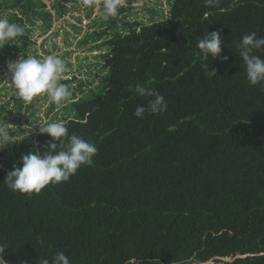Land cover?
<instances>
[{
    "label": "trees",
    "instance_id": "16d2710c",
    "mask_svg": "<svg viewBox=\"0 0 264 264\" xmlns=\"http://www.w3.org/2000/svg\"><path fill=\"white\" fill-rule=\"evenodd\" d=\"M167 4L161 18H109L81 41L99 51L101 93L72 96L57 121L97 147L90 165L39 193H14L4 182L13 165L37 146L43 155L52 138L26 128L12 141L14 159L0 166L7 264H39L57 252L70 264H264V87L249 85L237 49L245 35L264 37V0ZM45 8L42 0H0V18L25 28L0 48V60L27 56L36 42L31 17L42 16L43 32L51 26ZM206 31L223 39L214 60L196 48ZM212 67L217 76L208 78ZM137 84L159 91L167 110L135 117L154 99Z\"/></svg>",
    "mask_w": 264,
    "mask_h": 264
},
{
    "label": "clouds",
    "instance_id": "9594fccd",
    "mask_svg": "<svg viewBox=\"0 0 264 264\" xmlns=\"http://www.w3.org/2000/svg\"><path fill=\"white\" fill-rule=\"evenodd\" d=\"M85 5H90L92 0H83ZM206 5L218 3V0H204ZM122 6V0H103V19L116 17ZM25 28L10 22L7 18H0V48L13 44L17 37L23 36ZM222 41L218 32L204 33L199 38L196 48L201 58L207 61L216 59L222 50ZM239 56L242 58L246 72V79L250 86L261 85L264 87V58L255 54L264 50V37H257L255 32L245 35L237 44ZM227 59V57H222ZM207 65H205V68ZM67 71L65 61L58 55H48L44 58L35 56H20L16 60L7 62L8 80L11 81L15 94L24 102H31L39 96H46L49 103L62 107L72 95L69 86L60 83L61 76ZM208 78L217 76L216 69L206 71ZM135 91L140 96L154 97L147 106H137L134 115L143 119L146 112L156 115L167 110V103L159 91L146 88L139 84ZM9 123H0V149L14 144ZM40 134H47L52 139L46 141L44 147L47 151L43 155L39 147L35 152L21 154L19 164L7 174L4 182L14 193L32 194L39 193L49 184L67 182L75 175L82 165H90L92 158L97 154V147L73 134L69 136L64 122H49L41 127H36ZM32 131V129H31ZM5 246L0 244V264H7L4 258ZM19 264H28L27 260ZM39 264H70L64 252H57L52 258L40 259Z\"/></svg>",
    "mask_w": 264,
    "mask_h": 264
},
{
    "label": "rangeland",
    "instance_id": "374dc122",
    "mask_svg": "<svg viewBox=\"0 0 264 264\" xmlns=\"http://www.w3.org/2000/svg\"><path fill=\"white\" fill-rule=\"evenodd\" d=\"M42 1L46 5L45 9L51 13V26L43 32L42 26L45 21L40 14L32 16L31 22L26 21L27 25L32 27V39L36 41L34 46L36 54L33 47L27 56L37 58L48 55L60 56L67 67V71L61 76L60 83L66 82L72 95L62 107L49 103L46 96L24 102L16 96L11 81L6 75L7 62L18 59L20 55L17 54L13 58L7 55L0 60V105L3 108L0 109V123H3L4 119L11 124L9 125L12 130L10 135L13 136L12 141H16L15 145L28 133L22 129L34 130L36 127L44 126L52 117H55L54 121H57L67 116L64 107L71 101L72 96L86 98L99 95L105 76V70H100L101 64H97L98 59L94 58L99 51L89 50V46L94 42L89 39L87 43H81L86 34L106 27V25H100L104 21L103 0H92L90 5H85L83 0ZM57 7H60L59 11ZM121 7H124V11L113 17L114 21L121 23L122 19L128 18L150 22L166 15L168 4L167 0H133L130 3L122 0ZM80 82L83 85V92L78 90ZM16 147L8 145L0 149V166H5L6 162L14 159Z\"/></svg>",
    "mask_w": 264,
    "mask_h": 264
}]
</instances>
